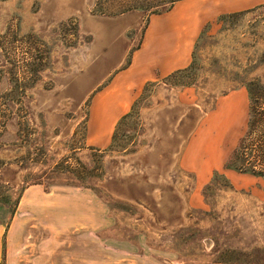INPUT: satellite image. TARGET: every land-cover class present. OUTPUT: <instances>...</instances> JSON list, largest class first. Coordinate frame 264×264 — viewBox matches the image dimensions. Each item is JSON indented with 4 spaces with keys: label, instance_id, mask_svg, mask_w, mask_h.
<instances>
[{
    "label": "rangeland",
    "instance_id": "rangeland-1",
    "mask_svg": "<svg viewBox=\"0 0 264 264\" xmlns=\"http://www.w3.org/2000/svg\"><path fill=\"white\" fill-rule=\"evenodd\" d=\"M178 1L0 0L4 246L51 239L59 253L99 239L102 250L112 228L117 244L142 239L165 258L264 264V116L246 135L249 91L243 113L209 115L224 94L264 85V6L205 27L189 67L146 85L109 148L87 140L94 96ZM244 135L238 163L260 175L228 164Z\"/></svg>",
    "mask_w": 264,
    "mask_h": 264
},
{
    "label": "crops",
    "instance_id": "crops-1",
    "mask_svg": "<svg viewBox=\"0 0 264 264\" xmlns=\"http://www.w3.org/2000/svg\"><path fill=\"white\" fill-rule=\"evenodd\" d=\"M263 6L264 0H179L169 11L154 15L140 45L132 52L130 62L118 70L110 82L94 96L88 143L102 149L109 148L117 121L123 115H127L146 85L164 81L177 71L189 67L195 44L205 27L217 23L223 14L260 9ZM247 91L246 87H240L224 94L209 114L210 117L231 118L237 107H241L240 113H243ZM192 147L193 141L188 137L183 156L187 163L182 159V164L185 163L183 166L188 168L195 166L190 153ZM217 165L212 160L206 164L209 168ZM229 171L231 176L237 173L231 169ZM206 176L207 174L204 178ZM30 193L32 192L27 190L24 194L20 207L31 201ZM44 209L47 210L48 207ZM89 225L93 227L90 229L92 233L100 223ZM110 225L108 224V227H111ZM115 235L114 229L109 228L108 240L106 244H102V250L97 239L95 243L89 242L76 250L67 248V243L64 245L61 242L60 246L58 245L59 253L55 249L57 245L53 246L51 239H44L42 242L8 241L5 246L0 242V264L3 261L5 247L8 264H177L176 262L192 264L188 258L181 259L178 254L169 258H165L163 254H152L147 242L142 239L125 240L122 244H117L115 237H112ZM120 247L124 250L122 251ZM174 257L177 261H174ZM198 264L207 263L198 261ZM210 264L240 263L212 261Z\"/></svg>",
    "mask_w": 264,
    "mask_h": 264
},
{
    "label": "trees",
    "instance_id": "trees-1",
    "mask_svg": "<svg viewBox=\"0 0 264 264\" xmlns=\"http://www.w3.org/2000/svg\"><path fill=\"white\" fill-rule=\"evenodd\" d=\"M175 1H178V0H175ZM172 6L173 5H171L170 8H172ZM248 91H249L250 103H249V121H248L246 135H249L251 131H254L255 125L258 122V121H255V119H258L259 114L264 116V108L261 109V105L264 104V103H261V100L264 99V85L261 86V84L259 83L255 86L250 85ZM246 135H244V137L240 139L237 148L230 155L228 164L229 166H233L236 170H239L240 172L249 171L255 175H260L263 172L262 170H255L254 166H250V169L246 170L243 168L242 163H238L243 160L240 154H241V146H242V143Z\"/></svg>",
    "mask_w": 264,
    "mask_h": 264
}]
</instances>
